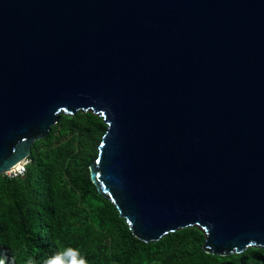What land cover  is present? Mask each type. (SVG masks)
Masks as SVG:
<instances>
[{
    "label": "water",
    "instance_id": "1",
    "mask_svg": "<svg viewBox=\"0 0 264 264\" xmlns=\"http://www.w3.org/2000/svg\"><path fill=\"white\" fill-rule=\"evenodd\" d=\"M76 111L138 239L264 248V0H0V174Z\"/></svg>",
    "mask_w": 264,
    "mask_h": 264
},
{
    "label": "trees",
    "instance_id": "2",
    "mask_svg": "<svg viewBox=\"0 0 264 264\" xmlns=\"http://www.w3.org/2000/svg\"><path fill=\"white\" fill-rule=\"evenodd\" d=\"M106 130L90 111L60 114L33 142L22 176L0 174V264H251L264 248L206 252L197 226L142 241L99 194L89 165Z\"/></svg>",
    "mask_w": 264,
    "mask_h": 264
},
{
    "label": "built area",
    "instance_id": "3",
    "mask_svg": "<svg viewBox=\"0 0 264 264\" xmlns=\"http://www.w3.org/2000/svg\"><path fill=\"white\" fill-rule=\"evenodd\" d=\"M29 161L30 160L28 158H25L24 160L18 162L15 166L5 171L3 174H5L9 178H17L19 176H22L26 171V167Z\"/></svg>",
    "mask_w": 264,
    "mask_h": 264
}]
</instances>
